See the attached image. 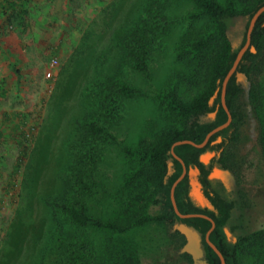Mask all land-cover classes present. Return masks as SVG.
I'll list each match as a JSON object with an SVG mask.
<instances>
[{"label":"trees","instance_id":"16d2710c","mask_svg":"<svg viewBox=\"0 0 264 264\" xmlns=\"http://www.w3.org/2000/svg\"><path fill=\"white\" fill-rule=\"evenodd\" d=\"M28 2L0 0V36L25 29ZM262 6L264 0H140L139 7L117 24L97 56L96 66L101 71L82 92L69 119L73 130L64 145L67 152H62L65 163L59 169V194L42 197L50 217L51 238L56 239L53 250L45 252L53 256L54 251V261L39 258L42 261L35 264H145L146 256L159 246L153 242L149 248L141 233L150 226L166 231L177 221L202 234L209 264H221L206 241L212 222L202 214L216 224L210 240L223 253L226 264H264V228L251 234L242 232L236 242L228 240L224 227L238 203L213 188L210 163L200 159L204 152H218L241 135L243 88L236 75L229 80L225 97L231 125L213 134L205 147L188 143L174 147L187 169H199L198 179L215 211L193 202L189 176L178 183L174 196L179 211L192 216L180 218L171 200L173 185L183 173L182 163L171 153L173 145L184 140L202 144L228 119L222 83L238 53L228 36L229 24L238 16L251 18ZM112 8V13H117L118 4ZM251 38L256 53L248 49L238 71L251 80L249 98L261 122L264 156V85L252 80L257 60L264 62V12ZM141 100L151 104L152 111L143 122L138 142L127 144L120 138V130L128 123L131 106ZM213 112L215 118L206 119ZM14 117L18 121L13 130L22 148L15 164L17 173L28 155L30 140L27 120L21 114ZM218 137H222L221 143ZM112 161L124 167L110 188L104 167ZM169 161L173 162L171 173ZM216 163L225 168L223 158ZM99 200L109 202L110 212L91 211L92 203L99 204ZM157 206L162 210L153 212ZM163 235L165 239L167 234ZM181 256L192 263L189 254Z\"/></svg>","mask_w":264,"mask_h":264},{"label":"rangeland","instance_id":"374dc122","mask_svg":"<svg viewBox=\"0 0 264 264\" xmlns=\"http://www.w3.org/2000/svg\"><path fill=\"white\" fill-rule=\"evenodd\" d=\"M115 2L118 11L113 14ZM139 3L140 0H29L25 29L0 36V264H35L42 261L39 258L54 261V251L53 256L45 252L53 250L56 239L51 238L50 217L42 197L59 194V169L67 152L64 145L73 130L69 119L80 95L100 69L96 59L103 51L101 47ZM248 25L247 16L231 20L228 36L234 50L243 47ZM257 65L252 80L264 85L263 60L258 59ZM239 104L245 118L235 146L239 176L234 186L224 188L229 198L238 203L227 226L235 237L264 228L261 122L256 116V131L247 129L245 104L241 100ZM131 111V126L127 123L120 130V138L127 144L140 139L139 132L152 106L141 100L131 106ZM15 114L27 120L25 130L30 140L28 155L17 173L14 169L22 148L13 130L18 121ZM113 162H107L103 174L110 188L116 185L124 167ZM205 202L204 208L212 209L210 202ZM161 210L162 206L153 208V212ZM91 211L110 212L109 202L92 203ZM141 234L149 248L153 242L156 248L159 246L146 256L145 264H187L178 252L173 225H168L166 231L150 226ZM163 234H167L165 239Z\"/></svg>","mask_w":264,"mask_h":264},{"label":"water","instance_id":"95a60500","mask_svg":"<svg viewBox=\"0 0 264 264\" xmlns=\"http://www.w3.org/2000/svg\"><path fill=\"white\" fill-rule=\"evenodd\" d=\"M263 12H264V6L260 7L259 10L257 12H255L251 18L249 16H247V18L249 20V25H248L247 31H246L245 44L238 51L237 57H236L234 64H233V67L231 68V70L229 71V73L227 74V76L225 77V79L223 80V83H222V104L228 113V121L226 123H224L223 125L219 126L218 128H216L214 131H212L208 135L207 139L202 144L197 145L193 141L184 140V141H178L173 145V149L171 150L172 155L175 158L179 159L184 165L183 174L174 183L173 188H172V193H171V198H172V202H173L175 212L180 218H186V217L191 216V215L182 214L179 211V209L177 207L176 200H175V196H174L175 187L186 176L188 170H187L183 160L175 153L174 147L181 145V144H187V143L196 145L198 147H203L206 145L211 134H213L214 132H216L218 130H221V129L227 127L231 123L232 115H231L229 108L227 107L225 97H226V89H227L228 82L233 75H236L237 82L243 88V94L241 97V101L245 104V111L248 115V121H249L248 126L246 128L248 129L251 127V129H254V131H256L255 126L253 124L256 123L257 118H256L253 106H252L250 98H249V90L251 88V80L249 79V77L244 72L238 71V67H239V64H240L244 54L246 53V51L248 49H250L253 53H256V48L251 45V39H252L251 36H252L253 29L256 26V23H257L259 17L261 16V14ZM216 95H217V93L215 94V96ZM214 98L215 97L211 98V100H210L211 103H213ZM215 116H216V112H213V113H210L208 115V118H206V119H214ZM218 141H220V138L218 139ZM212 156H213V154L208 151V152L202 154L200 159L203 163L208 164L210 162V159ZM168 164H169V170L171 173L173 171L172 170L173 162L169 161ZM188 173L190 176V184H191L190 195L192 197V200L194 201V203L198 207L204 208L205 203H206L205 201H207V202H210V201L205 197L203 190H202L201 183L198 179L199 169L198 168H190ZM209 180L211 181L213 188L216 191H218L221 194V196H223L224 198H227V199L229 198V196L226 194V191L224 190V188L225 187L231 188V187H228L229 184H231L230 186L235 185V177L229 169H225L219 163H215V166L209 175ZM212 209H213V207H212ZM202 216L208 218V216H206V215H202ZM212 222H213V227L206 234V241L219 255L220 260H221V264H226V260L224 258L223 253L210 240V234H211L212 230L215 228V223L213 220H212ZM173 226H174V231H176V230L179 231L186 239V243L178 251L179 254L180 255L189 254L193 259V264H209V262L206 258V251H205V247L203 244L202 234L196 228H194V227H192V226H190L184 222L177 221ZM224 232L227 235V238L229 241H231V242L237 241V237L231 235L228 227H224Z\"/></svg>","mask_w":264,"mask_h":264},{"label":"flooded vegetation","instance_id":"af4514ba","mask_svg":"<svg viewBox=\"0 0 264 264\" xmlns=\"http://www.w3.org/2000/svg\"><path fill=\"white\" fill-rule=\"evenodd\" d=\"M227 112V111H226ZM228 114V113H227ZM227 121H228V119H227ZM226 121V122H227ZM225 122V123H226ZM231 123H232V121H231ZM231 123L227 126V127H225V128H223V129H221V130H218V131H216V132H214L213 134H215V133H217V132H219V131H223L224 129H226V128H228L230 125H231ZM218 128V127H217ZM215 130V129H214ZM213 130V131H214ZM212 132V131H211ZM210 132V133H211ZM209 133V134H210ZM213 134H211L210 135V137L213 135ZM208 137V136H207ZM210 137H209V139H210ZM220 138V141H218V139ZM207 139V138H206ZM205 139V140H206ZM209 139H208V141H207V143H206V145L208 144V142H209ZM218 139H217V142L218 143H221L223 140H222V137H218ZM239 140H240V137H239V139L237 140V141H231L227 146H223V148L220 150V151H218V152H215V151H209V152H211L212 154H213V156L211 157V159H210V166H211V170L209 171V175H210V173H211V171L213 170V168H214V166H215V163L219 160V159H221V158H223V160H224V164H225V169H229L230 171H231V173L234 175V177H235V179L239 176V173H238V169H239V163H238V158H237V150H236V148H235V146L239 143ZM205 145V146H206ZM205 146H203V147H205ZM206 152H208V151H206ZM206 152H204V153H206ZM203 153V154H204ZM182 159V158H181ZM179 160V159H178ZM183 160V159H182ZM238 160V161H237ZM180 161V160H179ZM181 162V161H180ZM184 162V161H183ZM249 162V161H248ZM182 163V162H181ZM184 164H185V162H184ZM182 166H183V171H184V165H183V163H182ZM186 166V165H185ZM187 168V167H186ZM188 170V172H189V170H190V168H188L187 169ZM187 172V174H186V176H189V173ZM183 174V173H182ZM185 176V177H186ZM184 177V178H185ZM183 178V179H184ZM182 179V180H183ZM189 179H190V176H189ZM238 179V178H237ZM181 180V181H182ZM177 181V180H176ZM178 185V184H177ZM176 188V187H175ZM203 190V189H202ZM174 193H175V191H174ZM203 193H204V191H203ZM205 195V194H204ZM206 197V196H205ZM171 200H172V198H171ZM173 203V202H172ZM211 205H212V203H211ZM212 207H213V205H212ZM174 209V208H173ZM208 210H211V211H215V209H214V207H213V209H208ZM174 211H175V209H174ZM203 215V214H202ZM202 215H200V216H202ZM192 216V215H191ZM207 216V215H206ZM204 217V216H203ZM205 218H207V217H205ZM211 217H209L208 216V218L207 219H209L211 222H212V220L210 219ZM214 221V220H213ZM215 223V222H214ZM215 226H216V224H215ZM212 227H213V222H212ZM211 227V228H212ZM214 230V229H213ZM212 230V231H213ZM174 237L176 238V237H178V238H176L177 240L175 241V243L178 245V246H182V244H183V246H184V244L186 243V239H185V237L180 233V235H177V234H174ZM174 239V238H173ZM184 258V257H183ZM184 261H185V263H187V264H189V261L188 260H186V259H183ZM191 264H193V259H192V263Z\"/></svg>","mask_w":264,"mask_h":264},{"label":"built area","instance_id":"2783aa9c","mask_svg":"<svg viewBox=\"0 0 264 264\" xmlns=\"http://www.w3.org/2000/svg\"><path fill=\"white\" fill-rule=\"evenodd\" d=\"M55 62H52V66H54L55 64H54Z\"/></svg>","mask_w":264,"mask_h":264}]
</instances>
